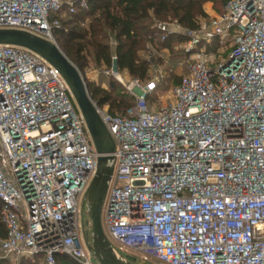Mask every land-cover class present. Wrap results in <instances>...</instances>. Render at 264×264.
Returning <instances> with one entry per match:
<instances>
[{"label":"built area","instance_id":"1","mask_svg":"<svg viewBox=\"0 0 264 264\" xmlns=\"http://www.w3.org/2000/svg\"><path fill=\"white\" fill-rule=\"evenodd\" d=\"M77 4L88 0H0V29L57 42V15ZM157 27L163 41L180 37L187 70L164 105L154 101L167 68L153 65L141 80L114 56L112 68L97 71L135 98L118 115L93 101L116 145L104 231L138 264H264V0H228L196 28ZM214 45L228 56L217 61ZM98 158L61 72L27 48L0 44L1 252L99 264L84 204Z\"/></svg>","mask_w":264,"mask_h":264},{"label":"trees","instance_id":"2","mask_svg":"<svg viewBox=\"0 0 264 264\" xmlns=\"http://www.w3.org/2000/svg\"><path fill=\"white\" fill-rule=\"evenodd\" d=\"M228 0H88V6L77 4L75 12L64 8L57 15L60 25L54 36L67 56L80 70L93 67L102 71L114 65L133 78L148 80L152 66H161L154 52L171 51L168 40L161 39L157 23L178 22L185 28H196L202 18H207L205 4L213 2L218 13ZM178 38V37H177ZM180 38V37H179ZM143 54H147L144 56ZM169 70L172 83H179L173 67ZM100 80L88 82L93 101L107 107L113 115L124 114L135 106V98L113 76L100 73ZM107 79V82L103 79ZM0 202V237L7 235L2 222ZM58 264H79L65 255H58ZM0 259V264H5ZM21 264H36L32 258H23Z\"/></svg>","mask_w":264,"mask_h":264},{"label":"water","instance_id":"3","mask_svg":"<svg viewBox=\"0 0 264 264\" xmlns=\"http://www.w3.org/2000/svg\"><path fill=\"white\" fill-rule=\"evenodd\" d=\"M0 44L27 48L41 55L61 72L85 118L99 153L98 172L84 198L87 207L86 227L92 234V237L87 239L88 250L99 264H138L119 256L103 228L102 208L114 171L113 153L116 145L94 105L80 68L57 42L29 31L0 29Z\"/></svg>","mask_w":264,"mask_h":264},{"label":"rangeland","instance_id":"4","mask_svg":"<svg viewBox=\"0 0 264 264\" xmlns=\"http://www.w3.org/2000/svg\"><path fill=\"white\" fill-rule=\"evenodd\" d=\"M209 3V4H208ZM205 4V8L207 10H211V14L210 16H214L216 14H218L217 11V6H215V4L213 2H208ZM57 15V14H55ZM209 16V15H208ZM209 16V17H210ZM167 22H171V21H167ZM174 35L172 36L171 40L169 41V44H171L172 46V50L171 51H165V50H159V51H155L154 55L156 59H160L162 64V67H173L175 69V73L174 76L175 77H180L182 78V76L187 72L186 70V66L185 65H180L179 61L180 58L182 57V50L181 49H177L179 47L180 44V38ZM217 47L214 45L212 47H209L208 51L209 52H216ZM229 54V50H225L220 52L219 54L216 52V58L217 61L220 60L222 57H227ZM144 56H146L147 54H143ZM221 55V56H220ZM87 85L88 82L92 81V80H100V73H97V71L99 72L100 70H97L93 67H89L83 70H80ZM107 82V79H103ZM176 83H172V80L170 77H168L166 79V81H164L162 83V86L160 87L159 90V94L160 96L156 97V100L154 101V106L155 107H160L162 105H164L166 102H168L171 98V89L173 88V86ZM0 259H5L6 263L5 264H21L22 259L16 258L14 256H6L3 252H1L0 250ZM32 260H34V262L36 264H45V257L43 255H39L35 258H32Z\"/></svg>","mask_w":264,"mask_h":264},{"label":"crops","instance_id":"5","mask_svg":"<svg viewBox=\"0 0 264 264\" xmlns=\"http://www.w3.org/2000/svg\"><path fill=\"white\" fill-rule=\"evenodd\" d=\"M209 4V3H208ZM205 10H206V12H207V14L210 16V15H212L211 14V10H207L206 8H205Z\"/></svg>","mask_w":264,"mask_h":264}]
</instances>
